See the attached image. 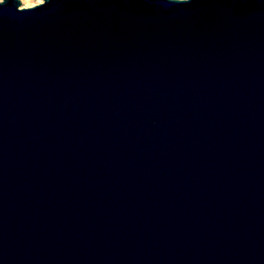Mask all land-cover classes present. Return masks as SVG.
<instances>
[{
    "label": "water",
    "instance_id": "obj_1",
    "mask_svg": "<svg viewBox=\"0 0 264 264\" xmlns=\"http://www.w3.org/2000/svg\"><path fill=\"white\" fill-rule=\"evenodd\" d=\"M0 264H264V0L0 1Z\"/></svg>",
    "mask_w": 264,
    "mask_h": 264
},
{
    "label": "rangeland",
    "instance_id": "obj_2",
    "mask_svg": "<svg viewBox=\"0 0 264 264\" xmlns=\"http://www.w3.org/2000/svg\"><path fill=\"white\" fill-rule=\"evenodd\" d=\"M2 1V0H0ZM22 2V7L23 8H30L34 7L38 4L43 3L44 0H20Z\"/></svg>",
    "mask_w": 264,
    "mask_h": 264
}]
</instances>
